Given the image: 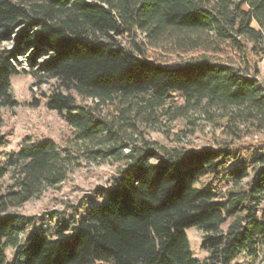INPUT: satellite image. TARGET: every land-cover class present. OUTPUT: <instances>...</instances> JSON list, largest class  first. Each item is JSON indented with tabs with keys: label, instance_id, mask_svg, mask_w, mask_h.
Masks as SVG:
<instances>
[{
	"label": "trees",
	"instance_id": "16d2710c",
	"mask_svg": "<svg viewBox=\"0 0 264 264\" xmlns=\"http://www.w3.org/2000/svg\"><path fill=\"white\" fill-rule=\"evenodd\" d=\"M263 54L264 0H0V264H264V144L247 156L241 145L167 149L158 162L135 148L49 235L13 210L64 183L68 157L32 136L8 153L2 132L11 79L28 75L56 82L34 106L83 142L118 144L134 115L173 110L232 111L229 121L264 134ZM191 229L203 233L202 262Z\"/></svg>",
	"mask_w": 264,
	"mask_h": 264
},
{
	"label": "rangeland",
	"instance_id": "374dc122",
	"mask_svg": "<svg viewBox=\"0 0 264 264\" xmlns=\"http://www.w3.org/2000/svg\"><path fill=\"white\" fill-rule=\"evenodd\" d=\"M244 9H248L244 6ZM254 26H256L254 24ZM138 39L144 35L138 33ZM120 43L129 46L131 38H120ZM12 42L6 43L10 47ZM264 57V54H263ZM26 67L25 63H22ZM258 80L264 85V71ZM56 82L38 87L35 80L28 75L14 76L11 89L16 106L2 110V132L7 135L3 148L8 153L19 150L20 144L27 136L43 141L53 139L68 157L67 179L56 187H46L43 191L23 206L14 209L22 215L37 217L38 228L51 234L54 226L71 216L76 211L83 214L89 194L97 187H110L118 171L126 166L128 157L135 148L154 150L156 155L151 159L158 162L165 150L217 149L221 146H244L242 155H256L264 144V134L251 126L244 125L238 119L229 121L234 112H222L219 109L189 111L181 118H176V110L170 113L159 111L156 116L148 112L132 117L133 126H125L115 142L87 143L76 139L74 131L62 120L56 111H49L45 102L40 107L34 106V97L42 99V94H50ZM83 104L92 105L91 100ZM103 114H107L104 109ZM232 118V117H231ZM130 143L131 147H122ZM150 145V146H147ZM247 145H251L248 147ZM121 147V148H120ZM99 152L98 154H94ZM100 203V201H98ZM88 206H86L87 208ZM194 258L204 261L208 252L202 248L203 233L197 229L187 231ZM14 248H8L6 255L11 259ZM90 264H106L93 262Z\"/></svg>",
	"mask_w": 264,
	"mask_h": 264
},
{
	"label": "built area",
	"instance_id": "2783aa9c",
	"mask_svg": "<svg viewBox=\"0 0 264 264\" xmlns=\"http://www.w3.org/2000/svg\"><path fill=\"white\" fill-rule=\"evenodd\" d=\"M259 67H260V71H264V58L262 59V61L259 63Z\"/></svg>",
	"mask_w": 264,
	"mask_h": 264
}]
</instances>
